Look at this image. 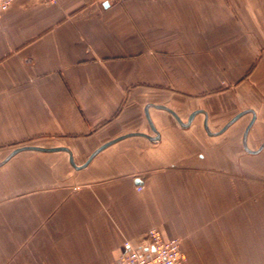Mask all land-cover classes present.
<instances>
[{"label": "crops", "instance_id": "crops-1", "mask_svg": "<svg viewBox=\"0 0 264 264\" xmlns=\"http://www.w3.org/2000/svg\"><path fill=\"white\" fill-rule=\"evenodd\" d=\"M252 120L255 150L264 0H15L0 14V151L60 142L28 145L68 147L78 168L64 150L0 165V264H112L154 227L186 264H264Z\"/></svg>", "mask_w": 264, "mask_h": 264}, {"label": "built area", "instance_id": "built-area-1", "mask_svg": "<svg viewBox=\"0 0 264 264\" xmlns=\"http://www.w3.org/2000/svg\"><path fill=\"white\" fill-rule=\"evenodd\" d=\"M15 0H0V14L8 10ZM142 186H138L141 189ZM179 238L164 239L160 230L150 228L135 246L124 240L123 250L112 264H186Z\"/></svg>", "mask_w": 264, "mask_h": 264}, {"label": "water", "instance_id": "water-1", "mask_svg": "<svg viewBox=\"0 0 264 264\" xmlns=\"http://www.w3.org/2000/svg\"><path fill=\"white\" fill-rule=\"evenodd\" d=\"M162 108L164 109H167L169 111H171L175 116L176 113H174L172 110L162 106ZM249 111H244V112H241V113H238L236 116H234L228 123L227 125L223 128V130L221 132H223L229 125H231L233 122H235L240 116H242L243 114L247 113ZM254 120V118H253ZM253 120L249 123V125L247 126V128L245 129V132H244V141H243V146L245 148L246 151L250 152V153H257L259 152L260 150H262L264 148V142H262V144L259 146V148L255 149V150H252L248 147L247 145V142L246 141V135L248 133V130L253 122ZM118 140V139H116ZM116 140H112L110 142H106L105 144L101 145L99 148H97L89 157V159L87 160L86 164L84 165H87L90 160L99 152L101 151L102 149H104L105 147L109 146L110 144L114 143ZM23 150H39V151H59V150H64V151H67L69 152L70 154V161L71 163L73 164V166H75L76 168H78V164L75 162L74 160V157H73V154H72V151L68 148V147H43V146H36V145H24V146H20V147H17L15 148L14 150H12L8 156L2 161L0 162V165L5 163L7 160H9L13 155H15L16 153L20 152V151H23Z\"/></svg>", "mask_w": 264, "mask_h": 264}, {"label": "rangeland", "instance_id": "rangeland-1", "mask_svg": "<svg viewBox=\"0 0 264 264\" xmlns=\"http://www.w3.org/2000/svg\"><path fill=\"white\" fill-rule=\"evenodd\" d=\"M40 143H60V142H24V144H21V145H28V144H40ZM256 145L258 144V146L260 145L261 142H255ZM235 146H238L239 147V151H240V156L243 155H246L248 153H246V151L244 150L243 146H242V143L241 142H234ZM19 145V146H21ZM14 147V148H13ZM16 147L15 146H12L9 148H4L3 151H0V157H4L8 154V151H10V149H15ZM52 156H55V159L54 160H57V161H60L62 159L61 156H66L68 158V161H69V154L68 153H55L53 154ZM69 164V162H68ZM69 166L71 167V165L69 164ZM72 168V167H71Z\"/></svg>", "mask_w": 264, "mask_h": 264}]
</instances>
